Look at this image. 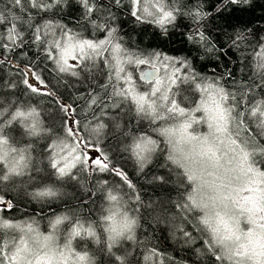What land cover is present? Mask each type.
Segmentation results:
<instances>
[{"label":"snow or ice","instance_id":"6c2138e0","mask_svg":"<svg viewBox=\"0 0 264 264\" xmlns=\"http://www.w3.org/2000/svg\"><path fill=\"white\" fill-rule=\"evenodd\" d=\"M72 3L92 29L87 36L53 18ZM257 6L253 0H150L149 10L145 0H10L12 14L0 13V68L19 56L27 62L17 65L24 69L19 80L0 77V264H141L135 252L152 254L139 233L152 218L151 204L117 154L140 174L163 160L153 183L178 190L173 227L186 243L199 240L195 251L203 264H264V27L227 34L225 51L240 53L239 71L246 73L239 84L228 69L205 75L187 58L133 51L118 29L121 13L167 37L187 19L190 31L182 35L212 53L219 49L209 24ZM38 13L44 15L32 20ZM97 68L105 76L103 94L93 90L83 108L45 75L79 81ZM178 83L188 88H174ZM35 97L47 98L52 111H41ZM77 98L84 99L79 91ZM125 107L140 127L125 124L114 149L102 132L121 129L119 121L90 127L77 118L81 111L109 116ZM68 185L73 192L64 191ZM92 245L106 261L96 259Z\"/></svg>","mask_w":264,"mask_h":264},{"label":"trees","instance_id":"16d2710c","mask_svg":"<svg viewBox=\"0 0 264 264\" xmlns=\"http://www.w3.org/2000/svg\"><path fill=\"white\" fill-rule=\"evenodd\" d=\"M106 2V0H105ZM258 6L252 9L251 11L240 12L239 10L234 12H226L223 17L217 18L212 24H209V34L213 40L214 47L219 49L218 52L209 53L199 44H193L192 42L185 39L182 33L190 31V21L184 19L181 21V28L176 29L174 32L170 33L169 36H165L161 31L152 24L147 23H137L135 22L127 13H121L118 17V29L119 35L123 37L124 43L126 46H129L133 51H146V52H158L162 56L167 55L171 57H180L187 58L188 61L192 62L194 68L197 72L201 74H215L219 75L224 73L226 69L233 72L234 77L236 78L237 84L240 83L241 79L246 76V73H241L239 71L240 64L238 57L240 53L233 50L225 51L228 48V35L233 30V28H240L244 25L250 27H264V0H253ZM10 0H0V13H8V8L6 5H9ZM11 15L12 13H8ZM43 13H38L32 16V20H36ZM49 16L51 13L48 14ZM58 20L60 23L67 24L71 26L74 30H79L85 36H87L91 31L89 26L85 29V21L81 19V11L79 6L75 3H72L69 7H65L62 11L56 13V16L53 17ZM31 22V21H29ZM95 38V34L93 37ZM35 51V50H34ZM39 57L36 58L37 62ZM27 57L19 56L15 58V63L5 64L0 68V77L5 81L9 79L19 80L24 74V69L18 68L17 65L21 63H26ZM160 68H164L161 65H158ZM45 64H41V68H44ZM165 71V69H164ZM248 71H251L249 69ZM50 72V69H49ZM171 73V69L168 70V74ZM45 75L48 76V79L51 81V84L55 87L57 91L68 96L72 95V98L76 100V103L80 107H84L87 101L89 93L93 90H97L100 94H103V88H100V83L104 82L105 76L100 68H97L89 73H86L87 79H84L83 76L79 81L74 77H67L57 82V79L54 76L49 75L48 72H45ZM68 81H71V84H68ZM178 86L188 88L187 84H177L173 86L178 89ZM228 86H232V82H228ZM24 85L20 84V89L22 90ZM77 91L84 99L77 98ZM257 92L259 90H256ZM191 95V93H187ZM36 103L39 105L41 111H44L47 106L48 111H52L50 101L45 97H35ZM127 107L121 112L117 113L115 109L111 110L109 116H105L103 112L97 111L96 116L93 117L91 112L81 111L78 115V119L82 124H90V127H94L97 123L108 122L111 124L113 121H119L121 129H116L113 125L111 129H103L102 135L107 134V140H104L106 147H112L121 143L124 139L120 135L121 130L124 128V125L127 124L128 130H135L140 127V124L135 118L134 113H129L125 115ZM51 123V121H49ZM145 123V129L147 130V122ZM86 130V129H81ZM85 135L88 134L87 131H83ZM241 136L244 135L243 132L240 133ZM95 138L94 136L92 137ZM17 139L19 140V134H17ZM21 140V144H23ZM126 156V154H124ZM118 163L122 164L126 170L127 175L130 179L136 184L139 188V194L143 197L145 204L150 203L151 208L146 209L149 217H152L148 220L147 223L139 230L141 235V240L149 246L152 254L145 253V256H140L139 252H134L136 255V260H140L141 264H144L146 259L148 264H203L202 254L198 255L195 251L199 240L193 243H186L185 239L176 232L173 227L172 217L178 213L177 208L175 207V201L178 198V190L174 186H164L161 187L156 183H153V177L159 175L164 170L159 167L163 163V160H158L156 163L149 166L146 169L144 174H140L136 171V167L132 160L121 159L120 154H117ZM85 177L88 176L87 172L83 174ZM107 176V174H104ZM99 178V177H97ZM111 181V177H108ZM175 181L176 177H172ZM89 182L95 186V181L89 179ZM64 191L73 192L74 186L65 187ZM126 191V189H125ZM179 191H183L180 189ZM103 203L100 200L94 207L96 211L92 213V218L98 216L101 204ZM58 205H53L56 207ZM37 207H39L37 205ZM130 214H135L131 206L128 209ZM83 214L88 216V211L85 209ZM182 215V214H181ZM179 223V220L176 221ZM150 225V226H149ZM146 232L147 236L145 237L143 233ZM97 246L92 245L89 249L90 252L96 255V259L100 261L103 259L107 260V256L101 257V255L96 251ZM83 250V248H81ZM144 251V245L140 246V252ZM133 264H136V261H133Z\"/></svg>","mask_w":264,"mask_h":264},{"label":"rangeland","instance_id":"374dc122","mask_svg":"<svg viewBox=\"0 0 264 264\" xmlns=\"http://www.w3.org/2000/svg\"><path fill=\"white\" fill-rule=\"evenodd\" d=\"M145 6H149V10H152L151 7H150V0H145ZM69 63H73V60L71 59V56L69 57ZM157 70H158V76L161 79H164L165 78L164 68H160L157 65ZM180 88H182V87L181 86L180 87L178 86V89H180ZM203 130H206V128H204ZM83 131H87L88 132V130H83ZM72 186L73 185H68L67 187H72ZM41 228H42V230H46V228H47V220H42V222H41Z\"/></svg>","mask_w":264,"mask_h":264},{"label":"water","instance_id":"95a60500","mask_svg":"<svg viewBox=\"0 0 264 264\" xmlns=\"http://www.w3.org/2000/svg\"><path fill=\"white\" fill-rule=\"evenodd\" d=\"M157 71V70H156ZM157 75H158V71H157Z\"/></svg>","mask_w":264,"mask_h":264},{"label":"bare ground","instance_id":"6f19581e","mask_svg":"<svg viewBox=\"0 0 264 264\" xmlns=\"http://www.w3.org/2000/svg\"><path fill=\"white\" fill-rule=\"evenodd\" d=\"M157 70V69H156ZM158 71V70H157Z\"/></svg>","mask_w":264,"mask_h":264}]
</instances>
